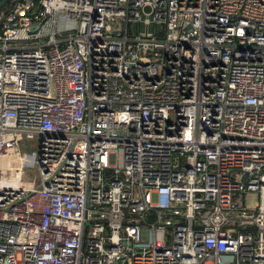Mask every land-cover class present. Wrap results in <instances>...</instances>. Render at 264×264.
Segmentation results:
<instances>
[{
  "label": "built area",
  "instance_id": "2783aa9c",
  "mask_svg": "<svg viewBox=\"0 0 264 264\" xmlns=\"http://www.w3.org/2000/svg\"><path fill=\"white\" fill-rule=\"evenodd\" d=\"M0 264H264V0H8Z\"/></svg>",
  "mask_w": 264,
  "mask_h": 264
},
{
  "label": "rangeland",
  "instance_id": "374dc122",
  "mask_svg": "<svg viewBox=\"0 0 264 264\" xmlns=\"http://www.w3.org/2000/svg\"><path fill=\"white\" fill-rule=\"evenodd\" d=\"M20 149H21L22 154L30 155L33 152L38 151V140L28 139L24 136L22 140L20 141Z\"/></svg>",
  "mask_w": 264,
  "mask_h": 264
},
{
  "label": "water",
  "instance_id": "95a60500",
  "mask_svg": "<svg viewBox=\"0 0 264 264\" xmlns=\"http://www.w3.org/2000/svg\"><path fill=\"white\" fill-rule=\"evenodd\" d=\"M8 2V0H1L0 1V7H3L4 5H6V3ZM148 10V7H147Z\"/></svg>",
  "mask_w": 264,
  "mask_h": 264
},
{
  "label": "trees",
  "instance_id": "16d2710c",
  "mask_svg": "<svg viewBox=\"0 0 264 264\" xmlns=\"http://www.w3.org/2000/svg\"><path fill=\"white\" fill-rule=\"evenodd\" d=\"M0 1H1V0H0ZM1 8L3 9V8H4V6H3V7H0V9H1Z\"/></svg>",
  "mask_w": 264,
  "mask_h": 264
}]
</instances>
